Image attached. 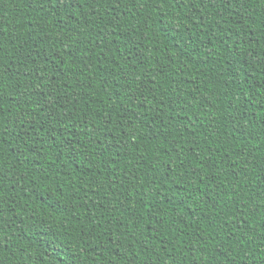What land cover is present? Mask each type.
<instances>
[{"label": "trees", "instance_id": "16d2710c", "mask_svg": "<svg viewBox=\"0 0 264 264\" xmlns=\"http://www.w3.org/2000/svg\"><path fill=\"white\" fill-rule=\"evenodd\" d=\"M0 264H264V0H0Z\"/></svg>", "mask_w": 264, "mask_h": 264}, {"label": "snow or ice", "instance_id": "6c2138e0", "mask_svg": "<svg viewBox=\"0 0 264 264\" xmlns=\"http://www.w3.org/2000/svg\"><path fill=\"white\" fill-rule=\"evenodd\" d=\"M73 2V0H48V3H50L52 5V9L53 11H60L64 8L65 5L67 4H71ZM76 3H82L83 0H75ZM70 14H71V10ZM68 149L71 150L72 145L69 144L67 145ZM55 210V209H54ZM34 227L36 228V230L38 232H41L43 230L44 225L42 223H38V222H33Z\"/></svg>", "mask_w": 264, "mask_h": 264}]
</instances>
